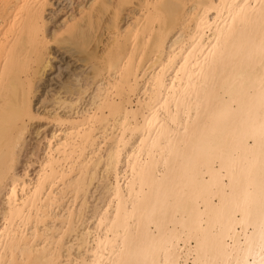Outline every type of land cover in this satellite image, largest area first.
I'll return each instance as SVG.
<instances>
[{"label": "snow or ice", "instance_id": "snow-or-ice-1", "mask_svg": "<svg viewBox=\"0 0 264 264\" xmlns=\"http://www.w3.org/2000/svg\"><path fill=\"white\" fill-rule=\"evenodd\" d=\"M44 7L0 0V11L10 20L5 35L10 33L15 44L14 50L5 48L8 56L0 71V141L6 160L9 151L14 156L24 142L27 123L43 119L30 103L38 66L47 67L50 46L68 45L70 62L59 74L69 90L76 87L77 60H87L98 81L105 74L111 78L119 52L115 40L109 42L108 38L119 37L121 12L134 5H101L109 9L107 14L93 13L83 36L77 30L71 40L66 30L45 33L40 15ZM143 7L150 10L153 31L157 24H165L168 5ZM230 8L234 11L229 12L216 45L205 57L207 72L197 94L202 95L203 105L196 107L194 118L188 113L190 124H182L183 137H177L174 144L169 140L168 159L161 162L163 170L141 162L137 174L133 167L129 187L135 200L131 207L141 215L138 220L135 215L131 220L126 216L122 235L101 242L105 250L111 243L115 253V258L102 264H264V0L256 4L245 0ZM164 37L161 27L159 40ZM18 70L27 74L22 88L13 82ZM116 70L115 85H108L107 94L99 97L100 108L92 115L93 130L103 124L106 113H121L132 95L130 77L125 82L123 70ZM154 180L153 195L145 189ZM116 215H121L119 208ZM10 241L4 246L0 264H64L62 259L28 258L35 253H21L16 242ZM254 252L258 260L249 259Z\"/></svg>", "mask_w": 264, "mask_h": 264}, {"label": "bare ground", "instance_id": "bare-ground-1", "mask_svg": "<svg viewBox=\"0 0 264 264\" xmlns=\"http://www.w3.org/2000/svg\"><path fill=\"white\" fill-rule=\"evenodd\" d=\"M63 1L8 0L12 4L45 5L40 13L45 33L66 30L70 40L77 30L83 36L93 13L107 14L109 9L101 5L123 2L134 7L122 10L119 37L108 38L109 42L115 40L119 52L111 78L105 74L98 81L87 60H77L73 77L76 87L69 90L59 73L70 57L66 48L61 52L57 46L48 50L47 67L38 66L30 107L43 119L27 123L24 142L14 156L9 151L7 160L0 141V256L11 238L21 253H35L28 258L102 264L115 258V253L111 243L105 250L101 242L122 235L126 216L131 220L135 215L138 220L141 215L131 207L135 200V192L129 187L134 179L133 167L137 174L141 162L151 168L159 165L163 170L161 162L168 159L169 140L174 144L177 137H183L182 124H190L188 113L194 118L196 107L203 105L202 95L197 94L201 92L202 75L207 72L205 57L216 45L229 12L234 11L230 6L245 0H90L88 4L81 2L78 13L66 16L50 30ZM249 2L256 4L258 0ZM148 4L169 6L164 9L165 24H157L156 31L151 28L150 10L143 7ZM9 25L8 16L0 11V71L8 56L5 48L15 49L11 34L5 35ZM161 27L163 41L159 40ZM55 58L59 65L52 64ZM50 67L55 70L48 75ZM117 67L123 70L125 82L130 77L132 95L121 113H106L103 124L93 130L92 115L100 108L99 97L107 94L108 85H115ZM26 79L23 70L14 73L13 82L21 88ZM50 104L55 107L53 111L46 109ZM61 108L62 112L57 111ZM44 120L54 126V131L46 137L42 155L37 156L39 169L30 176L27 166L19 170V164L29 134ZM156 184L154 180L145 191L154 195ZM249 259L258 260L259 255L254 252Z\"/></svg>", "mask_w": 264, "mask_h": 264}, {"label": "rangeland", "instance_id": "rangeland-1", "mask_svg": "<svg viewBox=\"0 0 264 264\" xmlns=\"http://www.w3.org/2000/svg\"><path fill=\"white\" fill-rule=\"evenodd\" d=\"M81 2H83L84 4H88V3H90V0H65V1H63L62 5H60V7H59L62 9V11H59V13H57V17H55V19H53L52 23L50 24V30L57 28V26L63 22V20L66 16H68L72 13H78L79 8L81 6L80 5ZM67 47H68V45H65L63 47H58V48H59V50H61V52H63L65 50V48H67ZM55 48H56L55 45L51 46L52 50ZM52 64L53 65L57 64L56 58L52 59ZM59 64H57V65H59ZM54 70H55V67L54 68L50 67V69L48 68L47 69L48 75L51 74ZM85 70L89 71L90 68L85 67ZM55 74L56 73H53L52 76H54ZM61 96H64V94L62 93ZM87 99H88V97H87ZM51 104L48 105L47 106L48 108L46 107V109L53 111L54 110L53 108H55V107H54V105H51ZM57 111L62 112V108H61V110L58 109ZM53 131H54V126L51 123H47L46 120L37 124V126L34 128L33 132L31 134H29L30 136L27 139L28 144H27V147L23 153V156L21 159L22 162L19 164V170H22L24 167L26 168V166H27V171L30 174V176L35 175V173L39 169V162L37 161V156H39V154L42 155L41 152L44 148V143L46 141V137L50 136ZM92 191L94 192L95 188H93Z\"/></svg>", "mask_w": 264, "mask_h": 264}]
</instances>
